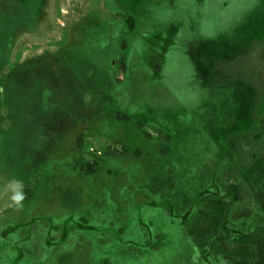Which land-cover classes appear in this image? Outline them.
Returning <instances> with one entry per match:
<instances>
[{"label": "rangeland", "instance_id": "374dc122", "mask_svg": "<svg viewBox=\"0 0 264 264\" xmlns=\"http://www.w3.org/2000/svg\"><path fill=\"white\" fill-rule=\"evenodd\" d=\"M118 1L136 6L138 37L160 38L147 49L137 39L142 51L122 86L123 55L101 54L111 46L107 30L122 23L109 0H0V225L54 223L51 264L64 255L67 264H264V142L246 148L257 156L246 165L226 150L240 88L218 71L240 65L222 34L257 0ZM93 33L103 41L97 51ZM118 110L133 120H119ZM76 154L96 164L94 176L69 174ZM202 164L219 170L205 193ZM231 183L241 189L236 204ZM46 254L39 243L33 256Z\"/></svg>", "mask_w": 264, "mask_h": 264}, {"label": "flooded vegetation", "instance_id": "af4514ba", "mask_svg": "<svg viewBox=\"0 0 264 264\" xmlns=\"http://www.w3.org/2000/svg\"><path fill=\"white\" fill-rule=\"evenodd\" d=\"M109 2L110 4L112 3L111 6L112 8L115 7L114 5L120 4L118 0H116V2H114L113 0H109ZM113 10L121 14L122 23L117 27H115L116 29L114 31H111L112 29L107 30L109 38L111 37V46L107 49L104 48L105 49L104 52L103 50L101 51V54L103 55H114L115 53L117 55H123L124 52H121L119 49V40L125 39L129 42L130 39L132 38L123 32L124 27L122 26V24L125 21V16H126L125 12H121L119 8L116 9L113 8ZM129 11L134 14L132 7L129 8ZM243 11L244 13L242 14V16L245 17L243 18V22L241 21V23H239L238 28H240V30L236 32L235 31L236 27L234 25H231L230 30L227 32L228 44H224L226 45V47L227 45H229L228 49L231 52L230 53L231 55L233 53L235 55L236 54L242 55L241 63L240 65L232 64V63L226 65L221 64L218 67V71L221 74H223V78H222L223 82L225 83L233 82L234 84L239 85L240 88L239 95L241 99L239 100V102L233 103L234 104L233 108L230 107L232 116L236 118V123L238 126L236 132L229 134V139L226 144V150L227 151L230 150V152L232 153H233L231 148L232 140H236V141L241 140L242 142L248 140L250 142L251 141L253 142L255 141L254 135L257 132H259V130L262 131V135H260V138L257 141L253 142L250 146H253L256 143L258 145L260 142L262 143L264 142V129H262V126L264 125V0H257V2L254 1L253 4L246 6ZM247 17L251 21V26L249 28H248V24L250 21H248L249 19L245 20V18ZM254 20L256 21V23H252ZM244 25H246L245 29L243 28ZM254 26L257 27V30L253 31L252 29L254 28ZM159 39L160 38L158 35H155L154 33H148L147 36H145L144 38V42L146 43V49L150 44H152V40H159ZM234 39L242 40V46L241 45L237 46L236 44H241V43L235 42ZM102 43L103 41L101 35L100 34L96 35L95 33H93L91 36V49L96 51L98 49H101ZM109 44L110 43H108V45ZM251 63L256 64L259 69L261 67V69L259 70L260 73L258 72L256 75L252 73L251 69L249 68V65ZM222 69L224 70V73L221 72ZM95 103H97V101H95ZM247 103L250 108L249 114L246 112ZM84 106L88 109L86 113L91 112V115L93 117L98 118L102 116L101 109L99 107L94 111L93 107H91L92 106L91 104L90 105L85 104ZM144 112L148 116H150L148 114L149 110L147 112V109H145ZM72 116L73 113L70 115L68 119H71ZM85 116L76 117V119L81 120L84 119ZM232 116L228 121H231ZM148 123L151 127V123L149 121ZM32 151H34L33 148ZM100 154L98 155L100 156ZM233 155L235 156L234 153ZM252 156H254L252 157V159L255 157L257 158V156L255 155ZM27 157L30 158V156L28 155ZM31 157L33 158L32 155ZM76 157L77 154L70 162L69 166L73 171L70 169L71 172L69 174L74 176H79L80 178L87 177L81 175L82 173L75 165L74 159ZM236 161L239 163L237 158ZM202 165L203 166L198 165L196 168L195 167L194 168L195 169L204 168V171L206 170L205 173L207 172L205 176L208 177V185L205 184L204 186L201 185V189H200V192L205 193L206 191L209 192L211 186L215 183L216 171H211L208 164H202ZM226 169L230 171V169L232 168L228 164L226 166ZM218 172H216V174H218ZM68 190L73 192L70 188ZM35 195L36 193L34 192L31 193L32 197ZM0 216H3V213ZM4 218L5 217L0 218V224L2 223L1 221ZM47 222L50 225H48L47 228L45 229L43 228L41 229L40 223L38 222V219H36L35 217L28 218L25 222L21 221L18 224H12L10 226L7 223L4 225H8V226L0 225V264H51L53 262L52 253L54 252L55 243L51 242L50 237L53 233H55V230H54V223H50L49 221ZM80 222L86 224L84 223L85 221L83 220H80ZM40 231L42 232L43 235L40 234ZM70 232L71 231H69V233ZM39 243L44 244V247L47 249L46 256L40 259V261L36 260L33 256V253L35 252V247ZM10 244L12 245L13 248L12 257L10 259H5V256L8 254V252L5 253L3 251V248L5 247L10 248L8 246ZM158 244L159 243L157 241L155 245ZM38 250L39 248L37 249V251ZM9 252H11L10 249Z\"/></svg>", "mask_w": 264, "mask_h": 264}, {"label": "trees", "instance_id": "16d2710c", "mask_svg": "<svg viewBox=\"0 0 264 264\" xmlns=\"http://www.w3.org/2000/svg\"><path fill=\"white\" fill-rule=\"evenodd\" d=\"M110 6H112V3L110 4ZM145 6H144V8H145ZM115 7L119 8L121 12H125V15H126L125 16V21L122 24V26L124 27V31L123 32L126 35H128L129 37H132L129 42L127 40H125V39L119 40V49H120L121 52H124L123 57H124V61L126 62V64H124V69H123L124 79L125 80L120 85V86H122L123 83L125 81H127V79H129L130 75L131 74L133 75V73H132L133 69L131 68V70H129L130 63H131V55L135 52L137 47L139 48L140 52L142 51V45H141L140 42L137 43V39L145 38V36L144 37H138V34L142 33L141 32L142 28L139 25L140 22H139V18H138L137 11H136L137 10L136 6H135V8H133L134 14L129 11V8L124 7L122 5V3L116 5ZM115 7H113V8L116 9ZM233 25L236 27L235 30H237L238 26H239V23L237 25L236 24H233ZM229 30H230V28H227L226 30L224 29V33L222 34V35H224L223 37H225V38L227 37V32ZM156 34H158V33H156ZM217 36H220V35H217ZM217 39H219V37L212 36L211 39L209 38V40H211L212 42H217ZM240 43L241 44H236V45L237 46H240V45L242 46V42H240ZM222 45H223V48L226 49V45H224L223 43H222ZM215 58H216V56H215ZM120 111L121 110H118L117 112H120ZM121 112H122V114H120ZM121 112L119 114H117L119 120L126 121V122H129L130 120H133V118L131 119V117H129L127 115L128 113H126L125 110L121 111ZM139 125H141V124H139ZM262 129H264V125L262 126ZM260 135H262V131L261 130H259V132H257L254 135V140L257 141L260 138ZM255 141H253V142H255ZM253 142L252 141L250 142L248 140L245 141V142H242L241 140H238V141L232 140L231 141L232 151L235 154V156H236L237 160L239 161V163H241L242 165H244V164L246 165L252 159V157H254L246 149L247 147H250V145ZM79 146H80V143H79ZM125 149H127V148L126 147L123 148V150H125ZM77 157H78V159H77ZM77 157L74 159V163L77 166V168L80 170V172L82 173L81 175L94 176L97 173V168H96V164L95 163H90V162L81 160V158H80V156L78 154H77ZM99 159L102 162H104L105 164L109 161L107 159V157L105 156V153L100 154ZM31 160L32 159H30V158H25L24 162L26 163V165H29ZM20 165L22 167H24L22 165V163ZM43 169H44V167H43ZM230 170L232 171V169H230ZM228 189H229V191L231 192V194L233 196L232 197L233 204H236V203L240 202V200H241V189H240V187L238 185H235V183H231L229 185ZM31 193L32 192L30 190H26L25 191L26 196H31ZM63 195H64L65 204H67L69 206H72V205H74L76 203V200L74 198L73 192H71L70 190L66 189V191L64 192ZM70 258H71L70 255H64V256L61 257L60 263L61 264H67L68 261L70 260ZM206 259H210V258L207 257Z\"/></svg>", "mask_w": 264, "mask_h": 264}]
</instances>
